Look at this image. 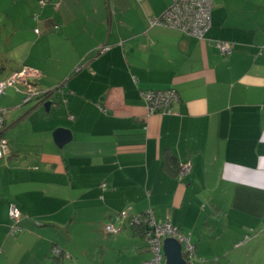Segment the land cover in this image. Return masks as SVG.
Returning <instances> with one entry per match:
<instances>
[{
	"label": "crops",
	"instance_id": "1",
	"mask_svg": "<svg viewBox=\"0 0 264 264\" xmlns=\"http://www.w3.org/2000/svg\"><path fill=\"white\" fill-rule=\"evenodd\" d=\"M171 2L0 0V82L27 67L64 91L0 97V264H142V235L103 228L149 211L194 264H264V0H212L202 41L149 28ZM143 90L175 91L171 114L148 116Z\"/></svg>",
	"mask_w": 264,
	"mask_h": 264
},
{
	"label": "built area",
	"instance_id": "2",
	"mask_svg": "<svg viewBox=\"0 0 264 264\" xmlns=\"http://www.w3.org/2000/svg\"><path fill=\"white\" fill-rule=\"evenodd\" d=\"M43 4L41 2V6ZM211 9L212 0H172L170 6L161 17L150 19L148 26L149 28L168 29L202 41L211 27ZM35 33H38V31H35ZM217 46L221 55L230 54V45L218 44ZM108 49V47L101 46L97 49V53L102 54ZM80 69L81 67L77 71ZM37 77L36 71L23 67L19 71L12 73L6 80L0 82V97L5 95L8 89H13L16 93L23 95L22 103L25 105L32 101H39L45 92L38 90L33 84ZM56 92L63 95V88H58ZM140 98L148 116L170 115L171 104L178 100L177 93L173 90L142 91L140 92ZM66 102V99H64L63 103ZM4 125L5 111L0 110V160L4 159L9 151L7 141L1 136ZM189 171V165L179 167L178 178L182 179ZM101 188H104V185ZM9 217L14 222L10 232L11 235L20 233L21 231L16 225L20 218L19 213L12 206L10 207ZM126 220H128V224L124 223ZM125 225L131 228L142 227L144 229L143 240L150 253V258L142 264H163L162 243L166 239H174L181 245L182 256L186 264L194 263L195 247L191 244L190 235L182 234L168 220L157 223L154 221L150 211L130 218H128L127 212H121L110 218L109 223L104 225V234L117 236ZM247 238L246 236L245 239Z\"/></svg>",
	"mask_w": 264,
	"mask_h": 264
},
{
	"label": "water",
	"instance_id": "3",
	"mask_svg": "<svg viewBox=\"0 0 264 264\" xmlns=\"http://www.w3.org/2000/svg\"><path fill=\"white\" fill-rule=\"evenodd\" d=\"M48 104H45L47 108ZM162 254L164 257V264H186L183 259L182 247L174 239H166L162 243Z\"/></svg>",
	"mask_w": 264,
	"mask_h": 264
},
{
	"label": "trees",
	"instance_id": "4",
	"mask_svg": "<svg viewBox=\"0 0 264 264\" xmlns=\"http://www.w3.org/2000/svg\"><path fill=\"white\" fill-rule=\"evenodd\" d=\"M57 91V89L55 90V91H51V92H45V94H44V96L39 100V101H41L42 103H43V100L46 98V97H48L50 94H53V93H57L56 92ZM143 91H158V90H143ZM64 92V91H63ZM140 92H142V91H140ZM140 92H139V96H140ZM141 99V98H140ZM3 132H4V130H3ZM3 132H2V134H1V136H4L3 135ZM173 164H171V166H172ZM177 177H178V173H177ZM18 228V227H17ZM19 229V228H18ZM132 229H134V231L137 233V234H140V235H142V237L144 236V229L142 228V227H137V228H132ZM20 231H21V229H20ZM104 231V230H103ZM107 236V235H106ZM108 237H114V236H108ZM61 255H58V256H56L57 258H55V260H57V262L59 261V260H61L60 257ZM60 263V262H59Z\"/></svg>",
	"mask_w": 264,
	"mask_h": 264
},
{
	"label": "rangeland",
	"instance_id": "5",
	"mask_svg": "<svg viewBox=\"0 0 264 264\" xmlns=\"http://www.w3.org/2000/svg\"><path fill=\"white\" fill-rule=\"evenodd\" d=\"M8 90H13V89H8ZM13 91H14V90H13ZM59 233L61 234V237H65V236H64V235H65V234H64L65 231H61V232H59ZM254 235H255V233H254ZM81 237H82V235H81ZM81 242H83L82 239H81ZM237 248H238V247H237ZM195 255H196V253H195ZM231 255H232V254H231ZM236 255H237V254H236ZM56 256H58V255H56ZM56 256H54V257H56ZM197 260H199V259H195V260H194V263L197 262ZM194 263H193V264H194ZM50 264H58V262H57V260H55V258H51V259H50ZM64 264H69V263H67V261H65Z\"/></svg>",
	"mask_w": 264,
	"mask_h": 264
}]
</instances>
